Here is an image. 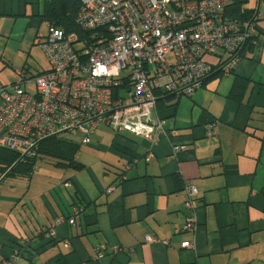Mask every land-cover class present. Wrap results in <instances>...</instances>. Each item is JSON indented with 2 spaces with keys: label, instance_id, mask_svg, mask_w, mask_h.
Instances as JSON below:
<instances>
[{
  "label": "crops",
  "instance_id": "1",
  "mask_svg": "<svg viewBox=\"0 0 264 264\" xmlns=\"http://www.w3.org/2000/svg\"><path fill=\"white\" fill-rule=\"evenodd\" d=\"M46 1L0 0V85L30 66L28 41L41 50ZM243 6L256 11L258 33L232 74L213 73L190 97L158 100L166 136L151 157L143 138L101 124L89 146L80 134L63 135L78 144L80 169L42 158L35 168L45 162L52 170L2 179L0 264L15 257L17 264H264V0ZM16 26L27 42L10 49ZM236 79L240 101L230 98ZM211 124L217 134L208 137ZM187 183L198 191L193 211L185 207ZM73 216L51 240L39 232ZM189 216L193 233L183 230ZM184 241L192 248L181 249Z\"/></svg>",
  "mask_w": 264,
  "mask_h": 264
},
{
  "label": "built area",
  "instance_id": "2",
  "mask_svg": "<svg viewBox=\"0 0 264 264\" xmlns=\"http://www.w3.org/2000/svg\"><path fill=\"white\" fill-rule=\"evenodd\" d=\"M79 3L77 31L49 27L40 41L47 69L35 76L17 70L13 83L0 85V148L18 153L20 159L35 156L42 141L65 133L80 134L81 143L89 146L100 124L115 134L143 138L151 157L166 136L158 100L190 97L213 73L230 74L257 31L253 20L228 14L231 0ZM216 134L215 124L208 125L206 135ZM185 192V207L193 211L198 191L187 183ZM74 216L59 218L39 232L51 240L60 224L74 225ZM195 229V218L187 217L183 230ZM144 241L156 239L146 236ZM65 245L69 247L67 241ZM192 246L190 241L180 243L181 249ZM104 249L96 250V259Z\"/></svg>",
  "mask_w": 264,
  "mask_h": 264
},
{
  "label": "trees",
  "instance_id": "3",
  "mask_svg": "<svg viewBox=\"0 0 264 264\" xmlns=\"http://www.w3.org/2000/svg\"><path fill=\"white\" fill-rule=\"evenodd\" d=\"M245 4L246 0H231V4L228 7V14L235 19L253 20L256 24L258 18H255V10L244 8L243 5ZM79 8V0H47L44 5L43 18L47 21L48 27L60 28L66 33L74 32L77 31L74 25V20ZM257 33L258 31H256L253 36ZM242 51H244V49ZM242 53L243 52H241V55ZM20 70L29 74V69L27 67H23ZM233 71L230 74H232ZM216 73L220 75L223 74L219 71ZM35 75L37 74H32L31 76ZM241 84V81H238V79L235 80L230 93L231 99L235 101L239 100L240 94L238 92ZM63 135L50 137L42 141L38 146L35 156L29 158L24 157L20 159L18 153L0 148V183L2 179L6 177L30 176L34 172L36 161L42 158L54 160L56 162L55 166L61 165V163L65 162V167H75L73 157L78 149V144L66 139ZM75 169L78 170L80 168L79 166H76ZM75 209L78 212L81 211V208L79 207H75Z\"/></svg>",
  "mask_w": 264,
  "mask_h": 264
},
{
  "label": "rangeland",
  "instance_id": "4",
  "mask_svg": "<svg viewBox=\"0 0 264 264\" xmlns=\"http://www.w3.org/2000/svg\"><path fill=\"white\" fill-rule=\"evenodd\" d=\"M22 33L23 32L21 30H19V28L17 26L14 28V32L12 34V39L10 40L9 45H8V47L10 49H14L21 42L24 44L27 42V40L21 41ZM42 33H44V31ZM27 46H28V52L27 53H29L31 51L30 56H29V54L27 56V61H28L27 65H30L27 67L29 68V73L32 75V74H35L36 70L45 69L47 66V61H46V58H45L42 50H40L39 47H36V46L34 47L31 41H28ZM100 127H102V126H100ZM104 128L111 130L109 127H104ZM64 135H71V134L65 133ZM39 169L43 170V171L44 170H52V167L45 162H40L37 165V169L35 168V171L39 170Z\"/></svg>",
  "mask_w": 264,
  "mask_h": 264
},
{
  "label": "bare ground",
  "instance_id": "5",
  "mask_svg": "<svg viewBox=\"0 0 264 264\" xmlns=\"http://www.w3.org/2000/svg\"><path fill=\"white\" fill-rule=\"evenodd\" d=\"M246 51V50H245ZM243 52V51H242ZM221 78V77H220ZM177 109V108H176Z\"/></svg>",
  "mask_w": 264,
  "mask_h": 264
}]
</instances>
